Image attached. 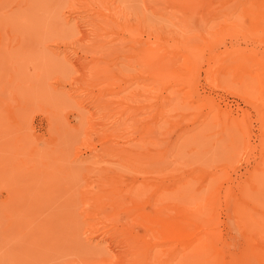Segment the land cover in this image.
I'll list each match as a JSON object with an SVG mask.
<instances>
[{
	"label": "rangeland",
	"instance_id": "374dc122",
	"mask_svg": "<svg viewBox=\"0 0 264 264\" xmlns=\"http://www.w3.org/2000/svg\"><path fill=\"white\" fill-rule=\"evenodd\" d=\"M0 103L3 264H264V0H0Z\"/></svg>",
	"mask_w": 264,
	"mask_h": 264
},
{
	"label": "bare ground",
	"instance_id": "6f19581e",
	"mask_svg": "<svg viewBox=\"0 0 264 264\" xmlns=\"http://www.w3.org/2000/svg\"><path fill=\"white\" fill-rule=\"evenodd\" d=\"M150 62L152 63L153 61ZM155 68L156 67H154V70ZM25 200L26 198L24 197L23 194L21 195L20 192H17L16 190H12L6 194V196L3 198L2 201V207H1L2 222L0 223V246L2 245L6 246L7 249L10 251L8 253L12 255L22 256L25 250L28 249L30 250L29 252H31L32 251L31 248L34 247L36 249L37 246L39 247V245L35 241V238L33 237L34 234L32 235V232H34L33 226L29 224L27 213L24 212L22 208L25 204ZM193 214L187 211L180 216L163 217L159 214H155L150 216V219L152 220V223L155 226H157V228H160L163 231L167 232V234L171 238L177 241H183L184 244L186 245V248L189 249L190 251L196 253H199L200 252L199 250L202 249L208 251L209 250L208 243H210V239H209L210 237H208V234L192 231L193 225L200 224L199 219ZM145 215L146 218L149 217L148 214L145 213ZM52 230L53 227L49 229V231L51 232L49 235L45 234L47 233V231L44 230V233L42 232V235H39V239L44 241V239L47 238L50 241H52V244L57 243L56 238L55 237L53 238ZM30 237H32L33 239H30ZM34 248L33 250H35ZM33 254L35 255V253ZM254 254L257 256L258 253L254 251ZM24 255L27 254L24 253ZM29 256L30 255L28 254V258ZM25 260H26V256H25ZM0 264H3V260L1 256H0Z\"/></svg>",
	"mask_w": 264,
	"mask_h": 264
}]
</instances>
